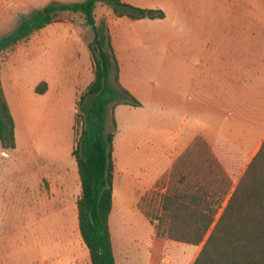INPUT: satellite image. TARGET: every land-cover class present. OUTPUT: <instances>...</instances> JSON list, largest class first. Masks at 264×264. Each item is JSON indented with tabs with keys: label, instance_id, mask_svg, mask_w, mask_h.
Returning a JSON list of instances; mask_svg holds the SVG:
<instances>
[{
	"label": "rangeland",
	"instance_id": "rangeland-1",
	"mask_svg": "<svg viewBox=\"0 0 264 264\" xmlns=\"http://www.w3.org/2000/svg\"><path fill=\"white\" fill-rule=\"evenodd\" d=\"M84 1L11 0V9H8L7 16L11 15L12 19L6 28L3 27L4 23L0 25V39L14 31L24 18L38 9L47 5L75 4ZM130 2L131 5L141 8L162 9L166 13V18L133 20L128 16L119 17L106 0L100 2L95 11L98 23L105 21L109 26L113 48L115 46L120 57L127 61L125 78L136 93V99L141 103L140 106L133 107L119 106L116 118L120 122V127L115 129L110 121V129L115 132L113 153L115 164L122 151L125 152L123 154L125 159L128 157L137 159L136 155H140L133 145L135 138L132 135L134 130L132 126L135 123L136 138H139L137 132H140L144 136V141L147 140L145 136L150 135L151 138L155 136L160 141L163 139L168 145L170 139L171 141L173 139L174 143L179 133L182 135L187 133L184 130V98L196 91V85L192 87L187 81L201 74L204 55L202 47L205 44L222 45L220 59L227 62L236 60L238 67L241 68L245 63L251 64V61L254 66L258 64L261 52L233 50V46L245 49V46L264 44V0H130ZM93 39V29L86 25L82 13L63 12L56 22L1 54L2 89L16 115L20 147L5 153L0 146V264H45L50 260L51 253L57 251L62 256L54 262L51 261V264H83L86 260L82 254L72 255V250L76 247H71L67 239L68 234L74 233V228L68 233L67 226L61 224L62 218L61 221L51 219L52 211L29 210L28 205L20 204L16 200L23 195L21 190L25 186L33 185L34 175L37 173V164L34 162L39 163L38 158H41L40 155L32 157V154H29L31 153L29 124L36 130L35 134H41L44 130V123L36 113L38 103L33 96V98L29 96V91L41 82H47V79L56 80L51 76L53 52L59 55L58 58L55 57V62L60 64L62 77L57 83L67 85L74 81L73 72L77 70L82 76L78 81L75 80V85L84 84L85 73L91 71V62L93 64L89 50V44ZM91 74L93 76L94 68ZM114 77L113 70L111 83ZM17 94L23 96L25 104L18 103ZM154 97L157 103L162 106L169 105L173 109L171 137L170 132H165L168 129L165 116L151 115L148 109L140 108L143 104L150 105L148 101ZM29 110L34 117L25 121L23 116ZM63 128L64 122L62 130ZM74 141L75 133L70 124L68 136L62 131L60 144L47 155L55 157L59 167L65 166L63 173H68L69 168L71 171L76 169L79 176L76 160L71 152ZM37 150L43 152L41 147H37ZM158 150L160 151L159 147ZM140 165L143 171H139L138 178L142 179L155 163ZM136 170L138 171V168ZM170 171L171 169H168L164 172L150 191L156 189L157 183ZM123 180H127L126 175H123ZM134 183L131 184V189L138 191L142 184L138 181ZM28 190V196H31L34 190L32 187ZM76 193L77 190L70 189V194L60 197L70 198L71 204L74 202L71 198ZM61 198L59 201L63 203ZM138 207L144 214L140 202ZM145 207L147 210L152 208L150 202ZM121 213L118 212L115 216ZM128 214L131 216L130 219L127 218L126 222L124 219L125 223L119 225V229L125 230L128 237L137 235L143 239L147 238L145 241L147 244L150 235L157 230L156 223L152 225L146 223L136 212L130 211ZM68 215L71 220V209ZM120 219L121 217L119 218L121 222ZM70 238L74 241L73 236ZM73 245L75 246V243ZM84 246L89 254L88 248L85 244ZM154 263L173 262L168 254L161 253L156 255Z\"/></svg>",
	"mask_w": 264,
	"mask_h": 264
},
{
	"label": "trees",
	"instance_id": "trees-1",
	"mask_svg": "<svg viewBox=\"0 0 264 264\" xmlns=\"http://www.w3.org/2000/svg\"><path fill=\"white\" fill-rule=\"evenodd\" d=\"M106 1L119 17L140 20L166 16L161 9L141 8L121 0ZM100 2L104 0L38 9L0 39V57L4 51L56 22L63 12L82 13L86 25L93 29L89 50L94 80L77 103L74 124L77 138L72 155L81 181V196L77 201L79 228L92 264H116L109 226L115 174V132L110 129V121L116 129L117 107L141 103L120 82V63L109 26L105 21H97L95 11ZM113 70L115 77L111 83ZM1 83L0 70V146L7 153L16 149V131ZM47 89L48 83L43 81L35 92L44 94ZM157 184L156 189L141 198L140 207L156 223L158 235L203 245L193 264H264V144L233 191L231 179L200 135ZM149 202L152 208L147 210L145 206Z\"/></svg>",
	"mask_w": 264,
	"mask_h": 264
},
{
	"label": "crops",
	"instance_id": "crops-1",
	"mask_svg": "<svg viewBox=\"0 0 264 264\" xmlns=\"http://www.w3.org/2000/svg\"><path fill=\"white\" fill-rule=\"evenodd\" d=\"M10 1L0 0V21H2L0 25L4 23L3 27H7V23L9 24L12 19L11 15L7 16V13H9L8 9H11ZM121 1L127 4L131 3L130 0ZM233 47V50L259 51L261 52V60L255 66L251 61V64L245 63L244 67L241 68L238 67L236 60L227 62L220 59L219 52L223 50L222 45L205 44L202 47L204 55L201 64V74L187 81L192 87L196 85L195 93H191L184 98V130L187 133L183 135L179 133L174 139V143L173 139L172 141L170 139L169 144L166 145L163 139L160 141L155 136L151 138L150 135L145 136L147 140L144 141V136L140 132H137L139 138H136L137 124L135 123L132 126L134 128L132 135L135 138L133 145L136 146L140 155H136L137 159H129V157L125 159L123 157L125 152L122 151V155L119 157L122 160H116L115 164L113 183L114 207L109 222L116 264H155L154 258L161 253L168 254L172 258V264H184L186 262L187 264H193L196 260L202 249V244L191 245L174 241L168 237L158 235L157 230L153 231L149 237L150 241L146 244L147 238L143 239L137 235L128 237L129 235H126L125 230L119 229V225L125 223L127 218L131 217L128 214L130 211L138 213L146 223L152 225V222L138 207L140 199L154 188L157 180L164 172L172 169L176 159L187 149L196 136L204 137L211 147L233 183L232 191L244 176L261 145L264 144V44L245 46V49H237L236 45ZM114 48L120 63V82L137 98L136 93L128 85V80L125 78V72L128 69L126 66L127 61L120 57L121 55L115 46ZM51 55L53 70L51 76L56 80L49 81L47 79L48 89L44 94L36 93L35 87L32 89L33 92L32 90L29 91V96L31 98L34 97L35 102L39 106L36 111L37 117L44 123V130L41 134H35L36 130H33L32 125L29 124L28 135L31 148V153L29 154H32V157L40 155L41 158H38L40 160L39 163L34 162L37 164V173L34 175L33 185L25 186L21 190L23 195L16 202L28 205L29 210L52 211L53 217L51 219L54 218L61 221L62 218L61 224L67 226L68 233H71L72 228L75 229L72 235L68 234L69 237L67 239L71 247H76L75 250H72V255L78 256L82 254L86 257L83 264H92L90 252L89 254L86 252L79 228L77 201L81 196L80 176H77L76 169L71 171L69 168L68 173H63L65 166L64 168L62 166L59 167L56 158L47 154L60 144L62 131L68 136L70 124L75 133V141L71 151L73 153L77 138L74 130L77 103L94 80V74L93 76L91 74L93 64L91 62V71L85 73L86 81L84 84L75 85V80L78 81L82 76V73L77 70L73 72L72 79L74 81H70L67 85L65 83L59 84L57 82L62 78L60 64L55 62V57L58 58L59 55H56V52ZM63 78L65 77L63 76ZM17 97L18 103L21 105L25 104L21 94H17ZM6 98L15 120L17 145L15 150H17L20 147L18 123L8 97ZM148 102L150 105L143 104L140 108L148 109L151 115L165 116V122L167 121L166 128H168L165 132H170L171 137L173 109L169 105L165 104L162 106L157 103L155 97ZM117 109L116 112L118 111ZM27 112L23 116L25 121H29L30 118L34 117L30 110ZM62 122H64L63 130ZM118 122L117 120V127H120V122ZM141 124L144 126L143 122ZM167 146L169 147L167 148ZM37 147H41L43 152H39ZM158 153L160 154L158 155ZM151 162L155 163V166L142 179H139V171L142 170L140 164ZM137 168L138 171L136 170ZM123 175L127 176V180H123ZM129 180L131 182H127ZM137 181L142 184L138 191L131 189V184L133 185ZM30 187L34 191L31 196H28ZM70 189L78 192L71 198L74 201L71 204L69 203L70 198L62 199L60 197L70 194ZM59 197L64 201L63 203H60ZM69 209H71V220L68 217ZM222 211L223 209L220 210L217 218ZM118 212L123 214L121 213V215L116 217L115 215ZM120 217L121 222L119 221ZM129 222L131 223V221ZM70 236L74 237V241ZM73 243H75V246ZM59 253L58 251L51 253L50 260L46 261L45 264H51V261L54 262L59 259L58 257L62 256Z\"/></svg>",
	"mask_w": 264,
	"mask_h": 264
}]
</instances>
